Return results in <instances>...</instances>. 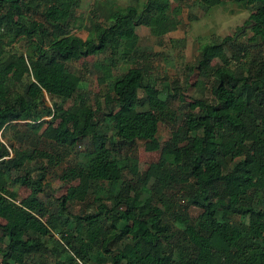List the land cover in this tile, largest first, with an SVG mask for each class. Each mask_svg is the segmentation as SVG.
Returning a JSON list of instances; mask_svg holds the SVG:
<instances>
[{"label": "trees", "instance_id": "1", "mask_svg": "<svg viewBox=\"0 0 264 264\" xmlns=\"http://www.w3.org/2000/svg\"><path fill=\"white\" fill-rule=\"evenodd\" d=\"M230 1L262 10L248 16L246 44L233 34L199 46L188 66L194 93L185 101L177 81L149 80L137 52L136 26L157 38L176 28L169 0L109 9L106 25L92 13L94 38L85 40L70 34L80 0H0V137L13 122L30 120L24 136L39 146L31 169L21 146L0 141L3 264H264V58L248 53L264 43V0ZM225 47L236 59L251 58L244 71L211 67ZM100 53L91 66L106 111L96 100L93 107L69 66ZM55 99L72 103L61 108ZM159 125L168 136L158 160L139 171L137 146ZM79 146V163L57 175L76 184L49 209L39 199L45 175ZM13 179L28 189L25 197L7 188Z\"/></svg>", "mask_w": 264, "mask_h": 264}, {"label": "rangeland", "instance_id": "2", "mask_svg": "<svg viewBox=\"0 0 264 264\" xmlns=\"http://www.w3.org/2000/svg\"><path fill=\"white\" fill-rule=\"evenodd\" d=\"M145 0H80L79 7L76 10L75 26L71 30L70 34L80 37L81 39H93L94 34L91 28L89 16L95 22L102 25H106L108 22L106 18L107 10L122 9L127 5L141 4ZM170 8H172V14L177 19L178 23L174 30L164 34L157 38L154 36V30L148 29L145 26H136L135 32L138 35L137 52L141 55L139 63L142 64L144 71L148 73L150 81L161 84H168L171 86L174 81H177L182 86V96L185 101H189L190 97L194 93V89L189 84H192L195 80V73L188 71V66H192L195 62V58L198 52V48L202 43L217 42L225 36L234 35L236 43L246 44L247 37L251 34L249 31V14L261 12V7L255 4L240 6L237 2L230 0H223L221 5L207 7L198 2V0H169ZM101 8V11H94L93 7ZM101 12V13H100ZM36 21V19H34ZM89 27V28H88ZM51 41L48 31L42 36V45L46 46ZM248 42V41H247ZM249 52L251 57L263 56L264 58V43L262 45H249ZM105 53L98 55L87 56L77 61L70 62L69 66L71 70L75 71L82 78V90L85 93L93 107L96 106L95 100L98 103L99 110L106 111L102 98L99 95L98 86L95 81V71L92 68V63L100 60L104 57ZM251 59L249 56L246 58L236 59L231 55V49L225 47L223 51L211 59L210 65L213 68L219 66H225L230 68L234 72H242L246 68V61ZM186 82V85L184 84ZM207 94V90L203 91ZM41 100L46 106L51 107L54 100L44 95ZM60 104L61 108L68 107L71 103V99L59 100L55 99ZM92 107V108H93ZM50 116H43L42 119H49ZM58 120L54 121V124ZM30 120L15 121L12 126L6 129L0 137V141L13 146H21L24 149L26 155L27 167L33 168L37 163L34 160V149L39 148L34 138L26 135L28 129L24 123H29ZM39 133V132H38ZM37 133V134H38ZM168 136L167 127L164 125L158 126L156 136L143 144H139L136 149V161L138 170L141 171L149 163L155 162L159 157V150L163 141ZM8 151L9 154L10 149ZM75 147L72 151L68 152L61 164L55 168H52L45 175V181L47 187L43 193H40L39 199L49 208L53 209L54 199L65 194V190L68 186H74L76 180L69 183H62L57 177L62 167L66 165H74L81 160L80 151L82 146L77 149ZM78 150V153L76 150ZM75 150V151H74ZM7 188L15 193L16 199H21L28 194V189L17 182L16 179L10 180L7 183ZM109 193H113L117 189V184H111L106 186ZM180 190H184L181 188ZM180 194V192H179ZM178 194V195H179ZM178 195H174L175 198H179ZM179 199L174 202L178 204ZM181 204V202H180ZM183 205V204H182ZM80 205H75L71 209L76 213L80 209ZM181 207V205H180ZM57 209V208H56ZM62 211L59 208L56 211V215ZM187 213L190 216H195L197 209L189 206ZM3 221L0 219V223ZM131 233V238H133ZM207 251L202 249L200 251V257L205 258ZM0 264H3L0 261ZM104 264H110L106 262Z\"/></svg>", "mask_w": 264, "mask_h": 264}]
</instances>
